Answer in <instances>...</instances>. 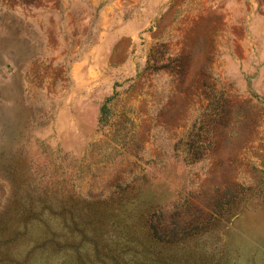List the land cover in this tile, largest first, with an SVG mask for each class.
Here are the masks:
<instances>
[{
    "label": "rangeland",
    "instance_id": "374dc122",
    "mask_svg": "<svg viewBox=\"0 0 264 264\" xmlns=\"http://www.w3.org/2000/svg\"><path fill=\"white\" fill-rule=\"evenodd\" d=\"M0 264H264V0H0Z\"/></svg>",
    "mask_w": 264,
    "mask_h": 264
}]
</instances>
